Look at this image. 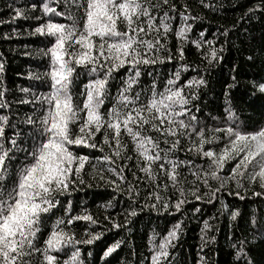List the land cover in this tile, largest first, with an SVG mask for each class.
<instances>
[{
	"label": "snow or ice",
	"instance_id": "1",
	"mask_svg": "<svg viewBox=\"0 0 264 264\" xmlns=\"http://www.w3.org/2000/svg\"><path fill=\"white\" fill-rule=\"evenodd\" d=\"M232 7L243 10L231 26L206 35L201 15L178 0H6L0 25L11 28L0 40H42L22 53L37 60L16 73L23 83L9 81L0 52V264H177L188 204L193 217L204 204L219 213L203 219L194 264H258L264 74L241 85L232 64L223 102H205L209 69L227 59L233 35L244 45L253 21L264 23V0ZM245 50V62L264 67V35ZM94 187L112 190L99 207L120 210L101 220L80 195ZM146 210L180 218L137 246L128 233ZM220 217L226 250L209 223Z\"/></svg>",
	"mask_w": 264,
	"mask_h": 264
},
{
	"label": "trees",
	"instance_id": "2",
	"mask_svg": "<svg viewBox=\"0 0 264 264\" xmlns=\"http://www.w3.org/2000/svg\"><path fill=\"white\" fill-rule=\"evenodd\" d=\"M6 0H0V16H3L5 13V4ZM248 0H217V3L223 5V10H217L216 12H211L208 9H204L199 0H178V3L184 4L187 3L190 7V10L195 14L199 13L203 18L200 21L196 22V26H203L208 29L206 35L210 32H214L218 26H228L230 27L232 22L237 19L241 12L242 7L233 8V4L244 5ZM6 18V17H5ZM27 23L23 20L17 21V25L26 27ZM253 30L245 39V44L241 45L240 40L236 38L235 35L232 37L231 41V51H226L224 55L226 56V60L221 62V65L214 66L209 69V74L211 75V87L214 91L208 92L205 97V102H223V97L221 94L223 88V82L226 80H230L232 74L229 73L228 69L232 64L240 65V73L237 78L240 81L241 85L249 84L254 76H259L264 74V67L258 62L255 66H250V62H245V58L247 56V51L245 50L248 45L253 42L256 45L261 43V37L264 35V23L260 21H253ZM11 25L3 24L0 25V32L10 30ZM197 30L199 28L197 27ZM254 38V39H253ZM222 39V38H221ZM42 38L34 37V36H25L20 40L16 41H2L0 40V52H3L8 57V71L7 76L9 81H14L15 83H23V77H17L16 73H27L29 70H35V65L37 60L35 58H31L28 56H24L22 53L24 51H34L37 45L40 43ZM174 44V40H173ZM24 45H31V47L25 48ZM219 46V45H217ZM229 45H226V48ZM237 49H241L238 51ZM186 59L191 62H196L197 56L195 55V49L190 46H186ZM175 63V61L173 62ZM169 70L174 71L175 69L172 66H169ZM194 75L195 73H191ZM207 75V74H206ZM202 92L206 91L205 88L200 89ZM243 87L240 88V92H243ZM219 96V100L216 97ZM245 115H250L251 112L246 111ZM184 154L181 153V156ZM131 163V162H130ZM129 179H131V175L129 174ZM111 188L100 187V188H91L85 189L84 193H81V197L92 206V211L95 212L100 219H103V216L109 213H114L120 210L121 205L119 203L116 204L115 209H109L107 212L105 209L99 207V205L103 204L107 199H109V193H111ZM119 197L117 200L119 201ZM236 200L235 197H227V201L229 204ZM126 202V201H125ZM198 203V202H194ZM242 204V202H239ZM193 204H188L185 206L186 215L184 217V223L186 225V232L183 235V247L177 253V264H180V261L183 260L186 264H194L196 259V252L199 250L197 245L200 243V228L202 227L203 219L208 217L219 216L217 212V208L212 207V205L204 204L201 206V213L197 216L193 217L191 212V208ZM217 207H219L217 205ZM180 214L177 213L175 217L163 216L159 219L157 218L155 213H151L149 211H144L138 215V217L133 218V224L130 225L132 227V232L128 233V238L134 241L135 245L140 246L146 243V237L144 240L141 239L145 233L155 230L160 232L161 235L164 231L167 230V226H170L171 223L174 222L175 219H179ZM121 221L123 217H120ZM105 223H107L105 221ZM209 223L215 225L216 228L220 229L218 238L220 240V244L224 246L225 250L227 249V244L225 242L224 232L227 229L224 227L226 220L224 217H220V222L217 223L215 219H210ZM111 236V234H109ZM252 256L258 262V264H264V243L257 240L252 245ZM138 251H147L146 248L141 249L138 247ZM221 260H223V254H221Z\"/></svg>",
	"mask_w": 264,
	"mask_h": 264
}]
</instances>
